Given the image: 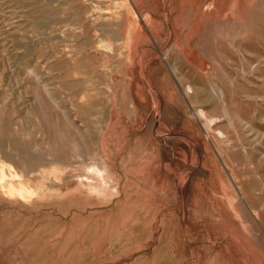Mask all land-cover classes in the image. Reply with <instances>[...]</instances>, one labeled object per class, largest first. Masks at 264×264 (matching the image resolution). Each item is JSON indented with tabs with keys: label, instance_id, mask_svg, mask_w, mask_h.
I'll return each instance as SVG.
<instances>
[{
	"label": "rangeland",
	"instance_id": "1",
	"mask_svg": "<svg viewBox=\"0 0 264 264\" xmlns=\"http://www.w3.org/2000/svg\"><path fill=\"white\" fill-rule=\"evenodd\" d=\"M0 264H264V0H0Z\"/></svg>",
	"mask_w": 264,
	"mask_h": 264
}]
</instances>
